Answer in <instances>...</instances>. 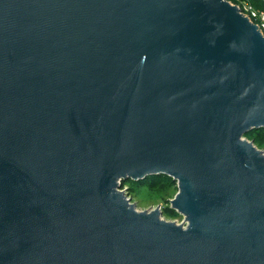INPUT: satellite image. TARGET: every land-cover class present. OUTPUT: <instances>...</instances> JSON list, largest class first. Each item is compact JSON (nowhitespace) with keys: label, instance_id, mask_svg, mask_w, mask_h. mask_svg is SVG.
I'll use <instances>...</instances> for the list:
<instances>
[{"label":"water","instance_id":"water-1","mask_svg":"<svg viewBox=\"0 0 264 264\" xmlns=\"http://www.w3.org/2000/svg\"><path fill=\"white\" fill-rule=\"evenodd\" d=\"M260 129L228 0H0V264H264ZM154 175L183 223L121 190Z\"/></svg>","mask_w":264,"mask_h":264},{"label":"rangeland","instance_id":"rangeland-1","mask_svg":"<svg viewBox=\"0 0 264 264\" xmlns=\"http://www.w3.org/2000/svg\"><path fill=\"white\" fill-rule=\"evenodd\" d=\"M252 133L258 137L257 132ZM255 146L259 150L264 151V145L260 146L255 144ZM121 190H125L131 202L135 204L138 211H146L160 207L161 211L163 212L166 208H171V200H173L178 193V186L177 183H172L166 189H149L148 187L139 185L136 183V181H125L122 182ZM162 217L167 221L176 222L178 224L184 222V217L182 215L175 219H169L164 215Z\"/></svg>","mask_w":264,"mask_h":264},{"label":"trees","instance_id":"trees-1","mask_svg":"<svg viewBox=\"0 0 264 264\" xmlns=\"http://www.w3.org/2000/svg\"><path fill=\"white\" fill-rule=\"evenodd\" d=\"M228 1L235 5H240L242 2H249L256 9H259L264 12V1L263 0H228ZM253 132H257L258 137L252 133V134L246 135V138L253 141L254 144L263 146L264 145V129H260L258 131H253ZM129 181H132V180H129ZM136 183H138L139 185L148 187L149 189H166L172 183H176V182H174L173 179L168 176L154 175L146 179L136 181ZM162 213L164 216H166L169 219H175L180 216V214H178L175 210L171 208H166Z\"/></svg>","mask_w":264,"mask_h":264},{"label":"built area","instance_id":"built-area-1","mask_svg":"<svg viewBox=\"0 0 264 264\" xmlns=\"http://www.w3.org/2000/svg\"><path fill=\"white\" fill-rule=\"evenodd\" d=\"M241 12L247 16L252 22L257 24L260 30L264 33V12L256 9L249 2H242L240 5H237Z\"/></svg>","mask_w":264,"mask_h":264}]
</instances>
